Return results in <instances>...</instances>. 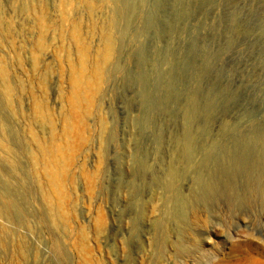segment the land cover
I'll return each mask as SVG.
<instances>
[{
    "label": "rangeland",
    "instance_id": "obj_1",
    "mask_svg": "<svg viewBox=\"0 0 264 264\" xmlns=\"http://www.w3.org/2000/svg\"><path fill=\"white\" fill-rule=\"evenodd\" d=\"M0 264H264V0H0Z\"/></svg>",
    "mask_w": 264,
    "mask_h": 264
},
{
    "label": "bare ground",
    "instance_id": "obj_2",
    "mask_svg": "<svg viewBox=\"0 0 264 264\" xmlns=\"http://www.w3.org/2000/svg\"><path fill=\"white\" fill-rule=\"evenodd\" d=\"M113 24H115V23H114V18H112V19L110 20V22H109V27H110V29H112V25H113ZM110 33H111V32H110ZM111 34H112V33H111ZM111 34L108 36V46H107V47H108V51H112V50H113V46H114V45H113L114 42H113V38H112V35H111Z\"/></svg>",
    "mask_w": 264,
    "mask_h": 264
}]
</instances>
